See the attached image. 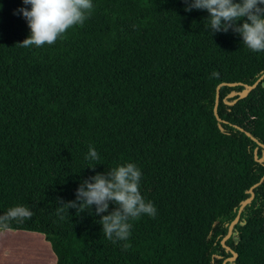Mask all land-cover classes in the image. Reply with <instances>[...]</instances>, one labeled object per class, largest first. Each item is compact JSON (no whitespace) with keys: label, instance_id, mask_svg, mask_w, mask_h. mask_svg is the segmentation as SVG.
<instances>
[{"label":"trees","instance_id":"obj_1","mask_svg":"<svg viewBox=\"0 0 264 264\" xmlns=\"http://www.w3.org/2000/svg\"><path fill=\"white\" fill-rule=\"evenodd\" d=\"M92 4L55 43L21 47L30 29L17 10L30 5L0 0V215L30 208L10 229L42 234L55 264H223L232 254L220 241L264 176L254 159L264 148L245 134L264 145V78L235 104L224 99L264 74V51L232 30L212 34L209 14L184 0ZM221 83L241 85L219 90L220 129ZM128 163L156 214L130 220L127 241L104 236L95 206L56 215L84 180ZM253 192L226 264H264V181Z\"/></svg>","mask_w":264,"mask_h":264},{"label":"clouds","instance_id":"obj_2","mask_svg":"<svg viewBox=\"0 0 264 264\" xmlns=\"http://www.w3.org/2000/svg\"><path fill=\"white\" fill-rule=\"evenodd\" d=\"M30 10L20 8L30 29V36L21 47L51 45L67 30L83 25L93 9L92 0H22ZM186 12L193 9L206 11V30L212 34L232 30L242 38V44L252 52L264 51V0H184ZM212 77H219L213 72ZM97 151L90 147L86 159L95 161ZM95 171V166L89 167ZM142 173L133 163L121 165L107 173H97L84 180L76 190V199L58 200L56 215L62 220L70 209L79 215L95 206V215L101 216L104 236L112 240L127 241L131 235L130 220L142 215L155 216L156 208L146 202L139 191ZM115 208L109 213V205ZM109 213L107 215H101ZM33 212L28 207L15 206L0 215V231H8L12 221L23 223L31 219ZM130 245L124 244L126 250Z\"/></svg>","mask_w":264,"mask_h":264},{"label":"water","instance_id":"obj_3","mask_svg":"<svg viewBox=\"0 0 264 264\" xmlns=\"http://www.w3.org/2000/svg\"><path fill=\"white\" fill-rule=\"evenodd\" d=\"M264 78V74H262L252 85H242V90L241 91H232L230 92L226 98L224 99V102L226 105H233L237 102V100H242L244 98H246L248 96V94L254 90L256 88V86L258 85V83ZM238 85V83H221L216 87V95H215V104H214V108H213V114L216 117V120L218 122V127L221 129V123L223 122L217 115V106H218V102H219V90L221 87L225 86V87H236ZM235 98L233 101L228 102L227 99H233ZM241 131H243V129L239 128ZM245 134L247 135V137H249L253 142H255L257 144L258 147L264 148V145L259 143L254 137H252L248 132H245ZM254 159L258 162V163H264V158L263 156L260 157L259 159L257 158V149L254 150ZM264 181V176L259 180V182H257L256 184H254L253 186H251L248 191L247 194L249 195V197L243 201H241L240 205H239V209L237 212L236 217L233 219V221L228 225V230L226 235L222 238V240L220 241L221 245L226 249V251H230L231 252V257L225 259L223 261V264H226L227 262H234L237 254L232 252L229 247H227L225 245V242L231 237L232 233H233V229L234 226L238 223L239 221V217L241 212L243 211V209L249 205L253 198H254V192L253 190L255 188H257L258 186L261 185V183Z\"/></svg>","mask_w":264,"mask_h":264},{"label":"rangeland","instance_id":"obj_4","mask_svg":"<svg viewBox=\"0 0 264 264\" xmlns=\"http://www.w3.org/2000/svg\"><path fill=\"white\" fill-rule=\"evenodd\" d=\"M12 233L10 234L12 242L23 244L24 252L21 256L11 254L9 261L5 264H55L56 259L50 244L42 234L24 231Z\"/></svg>","mask_w":264,"mask_h":264},{"label":"crops","instance_id":"obj_5","mask_svg":"<svg viewBox=\"0 0 264 264\" xmlns=\"http://www.w3.org/2000/svg\"><path fill=\"white\" fill-rule=\"evenodd\" d=\"M12 232V230L0 231V264L8 262L11 254H16V256L23 255L24 246L23 244L12 242L13 240L10 236V234H13Z\"/></svg>","mask_w":264,"mask_h":264}]
</instances>
